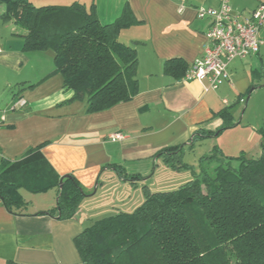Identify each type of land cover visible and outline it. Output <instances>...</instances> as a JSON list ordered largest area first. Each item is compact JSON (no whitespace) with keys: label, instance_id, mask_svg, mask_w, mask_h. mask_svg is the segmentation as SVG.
<instances>
[{"label":"crops","instance_id":"0c3cea01","mask_svg":"<svg viewBox=\"0 0 264 264\" xmlns=\"http://www.w3.org/2000/svg\"><path fill=\"white\" fill-rule=\"evenodd\" d=\"M221 1L30 0L35 7L94 6L102 24L115 22L127 7L137 20L121 32L119 42L137 51L139 92L130 102L94 114L87 113L86 98L73 100V91L65 90L61 76L53 74V55L23 51L26 31L2 21L5 8L0 3V108L7 111L0 127V162H17L30 148L41 147L57 174L73 175L90 192L76 216L65 221L41 214L55 208L56 190L37 195L23 190L27 207L14 214L0 202V264H80L76 236L103 218L135 211L145 200L144 187L157 193L150 184L155 177L182 173L164 168L155 157L161 150L190 147L200 130L216 132L223 121L215 115L226 108H232L237 121L261 49L229 63L231 79L216 91L206 92L205 82L164 74L166 61L181 59L189 71L202 55L210 20L198 18L196 10L219 8ZM263 2L230 0V5L232 12L247 16ZM19 100L25 106L10 111ZM116 133L124 139L112 141ZM109 165L141 180L125 181Z\"/></svg>","mask_w":264,"mask_h":264},{"label":"trees","instance_id":"16d2710c","mask_svg":"<svg viewBox=\"0 0 264 264\" xmlns=\"http://www.w3.org/2000/svg\"><path fill=\"white\" fill-rule=\"evenodd\" d=\"M0 3L5 8L2 21L26 31L23 51H51L53 74L61 76L65 90L73 91V100L86 98L88 114L137 96L138 54L119 42L123 30L138 24L127 7L115 22L102 24L94 6L88 9L80 3ZM163 66L164 74L177 81L189 68L181 59ZM258 74H252L255 80ZM231 109L215 115L223 121L216 132L200 130L190 147H167L155 157L175 172L193 169L184 164L186 150L238 126ZM261 147L258 158L228 157L213 149L200 158L194 179L176 191L152 193L144 187L145 200L135 211L103 218L75 237L80 264H264V141ZM40 148H30L17 162H0V202L14 214L27 207L23 190L36 195L56 190L55 208L41 214L71 220L90 192L73 175L57 174ZM109 167L125 181L141 180L121 166Z\"/></svg>","mask_w":264,"mask_h":264},{"label":"built area","instance_id":"2783aa9c","mask_svg":"<svg viewBox=\"0 0 264 264\" xmlns=\"http://www.w3.org/2000/svg\"><path fill=\"white\" fill-rule=\"evenodd\" d=\"M196 11L198 18L210 20V27L203 53L191 64L184 80L205 82L206 92L216 91L231 79L229 63L259 54L263 45L259 35L264 28V3L247 16L232 12L230 0H222L219 8L201 7ZM223 103L227 104L225 101ZM25 104L24 100H19L10 107V111L20 109ZM6 112L0 108V127L5 122ZM123 139L120 133L111 136L114 142Z\"/></svg>","mask_w":264,"mask_h":264},{"label":"rangeland","instance_id":"374dc122","mask_svg":"<svg viewBox=\"0 0 264 264\" xmlns=\"http://www.w3.org/2000/svg\"><path fill=\"white\" fill-rule=\"evenodd\" d=\"M263 38L262 40H264ZM260 49V58L255 60L256 66H254L251 73V76L254 72L259 73L258 78L256 80L253 78V84L244 97V101L247 103H243L238 107V109L242 108V114L237 118V122L241 123L218 136L202 139L192 149H187L183 161L184 164L191 165L193 169H184L180 175H163L162 178L159 177L160 180L155 177L153 181H150L151 191L162 193L176 191L185 183L193 180V171L195 173L199 172L200 158L210 154L215 148L220 149L222 154L234 158L241 155H245L247 158H258L262 154L261 144L264 141V45ZM48 54L54 56L51 51ZM139 191L143 194L142 187H139ZM121 195L120 192L119 196Z\"/></svg>","mask_w":264,"mask_h":264},{"label":"water","instance_id":"95a60500","mask_svg":"<svg viewBox=\"0 0 264 264\" xmlns=\"http://www.w3.org/2000/svg\"><path fill=\"white\" fill-rule=\"evenodd\" d=\"M66 177H71V176H66ZM62 185H63V181L61 182V184L59 185L60 189H62Z\"/></svg>","mask_w":264,"mask_h":264}]
</instances>
